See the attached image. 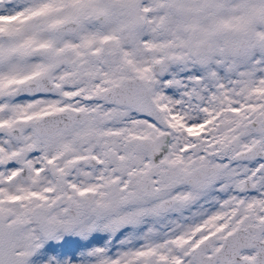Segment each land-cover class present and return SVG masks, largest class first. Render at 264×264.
I'll use <instances>...</instances> for the list:
<instances>
[{
  "label": "snow or ice",
  "instance_id": "obj_1",
  "mask_svg": "<svg viewBox=\"0 0 264 264\" xmlns=\"http://www.w3.org/2000/svg\"><path fill=\"white\" fill-rule=\"evenodd\" d=\"M0 264H264V0H0Z\"/></svg>",
  "mask_w": 264,
  "mask_h": 264
}]
</instances>
